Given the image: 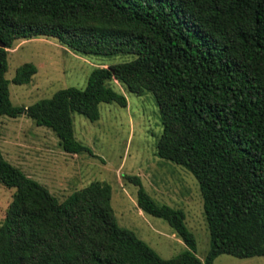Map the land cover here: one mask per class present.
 <instances>
[{"label":"trees","instance_id":"trees-1","mask_svg":"<svg viewBox=\"0 0 264 264\" xmlns=\"http://www.w3.org/2000/svg\"><path fill=\"white\" fill-rule=\"evenodd\" d=\"M55 39L81 55L131 60L95 68L27 107L8 85L28 84L29 63L8 81L17 40ZM0 116H24L69 155L91 151L73 136L72 115L98 120V106L126 107L116 82L150 93L161 132L155 156L198 183L209 248L201 262L181 211L154 202L137 176L135 206L161 219L185 250L161 259L115 221L110 187L90 182L58 202L0 153V185L13 189L0 224V264H213L264 256V0H0Z\"/></svg>","mask_w":264,"mask_h":264},{"label":"rangeland","instance_id":"rangeland-1","mask_svg":"<svg viewBox=\"0 0 264 264\" xmlns=\"http://www.w3.org/2000/svg\"><path fill=\"white\" fill-rule=\"evenodd\" d=\"M6 52L4 77L8 81L23 64L29 63L36 68L28 84L8 85L11 104L23 107L48 99L61 89L83 88L88 74L95 68L131 60L125 55H81L51 38L17 40ZM109 86L124 96V109L113 104H100L99 118L95 122L72 115L74 139L87 147L94 157L85 153H63L50 130L36 127L24 116L13 119L0 116L3 159L47 189L58 202L90 182L108 184L116 224L131 231L161 259L173 258L186 248L164 221L136 208V188L124 177L137 176L154 202L183 213L186 228L194 236L195 256L203 262L209 248V236L199 186L185 169L155 156L161 126L152 95L136 96L114 81ZM12 193L13 189L0 185V224ZM213 264H264V256L239 260L220 255Z\"/></svg>","mask_w":264,"mask_h":264},{"label":"water","instance_id":"water-1","mask_svg":"<svg viewBox=\"0 0 264 264\" xmlns=\"http://www.w3.org/2000/svg\"><path fill=\"white\" fill-rule=\"evenodd\" d=\"M1 47V46H0Z\"/></svg>","mask_w":264,"mask_h":264}]
</instances>
